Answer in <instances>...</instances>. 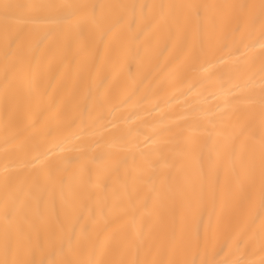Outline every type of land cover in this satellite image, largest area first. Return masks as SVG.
I'll return each mask as SVG.
<instances>
[{"label": "bare ground", "instance_id": "bare-ground-1", "mask_svg": "<svg viewBox=\"0 0 264 264\" xmlns=\"http://www.w3.org/2000/svg\"><path fill=\"white\" fill-rule=\"evenodd\" d=\"M0 264H264V0H0Z\"/></svg>", "mask_w": 264, "mask_h": 264}]
</instances>
